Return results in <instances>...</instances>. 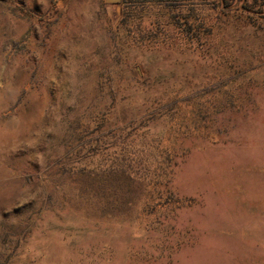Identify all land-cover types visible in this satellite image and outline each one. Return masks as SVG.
<instances>
[{"label":"rangeland","instance_id":"rangeland-1","mask_svg":"<svg viewBox=\"0 0 264 264\" xmlns=\"http://www.w3.org/2000/svg\"><path fill=\"white\" fill-rule=\"evenodd\" d=\"M0 0V264H264V0Z\"/></svg>","mask_w":264,"mask_h":264},{"label":"trees","instance_id":"trees-1","mask_svg":"<svg viewBox=\"0 0 264 264\" xmlns=\"http://www.w3.org/2000/svg\"><path fill=\"white\" fill-rule=\"evenodd\" d=\"M127 2V4H130V5H135L137 4V2H145V1H161V2H165L166 0H125ZM224 1V0H222ZM227 1V0H226ZM247 1L246 4L248 3V6L249 8H251L252 6H254V4L258 1V0H245Z\"/></svg>","mask_w":264,"mask_h":264},{"label":"water","instance_id":"water-1","mask_svg":"<svg viewBox=\"0 0 264 264\" xmlns=\"http://www.w3.org/2000/svg\"><path fill=\"white\" fill-rule=\"evenodd\" d=\"M114 1H118V0H114Z\"/></svg>","mask_w":264,"mask_h":264}]
</instances>
